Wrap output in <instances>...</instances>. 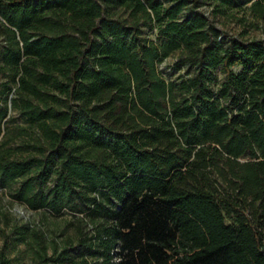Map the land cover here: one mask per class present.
Masks as SVG:
<instances>
[{
    "label": "trees",
    "instance_id": "1",
    "mask_svg": "<svg viewBox=\"0 0 264 264\" xmlns=\"http://www.w3.org/2000/svg\"><path fill=\"white\" fill-rule=\"evenodd\" d=\"M241 7L264 29V0H0V186L70 214L62 245L15 220L0 264H264V37L216 19Z\"/></svg>",
    "mask_w": 264,
    "mask_h": 264
},
{
    "label": "rangeland",
    "instance_id": "2",
    "mask_svg": "<svg viewBox=\"0 0 264 264\" xmlns=\"http://www.w3.org/2000/svg\"><path fill=\"white\" fill-rule=\"evenodd\" d=\"M202 8L205 9L206 13L210 14L211 7L209 4H203ZM240 17H242L241 20ZM216 19L219 27L224 32L238 33L240 31L247 30L246 35L250 34L264 37V29L260 28V26H251L250 21L252 17L247 14L246 10H244L242 7L238 8L235 11L234 15L223 14L221 16H218ZM176 60L177 54H172L162 59L158 63L160 71L168 79L175 78L177 74L188 69L187 66H176ZM217 73L218 79H221L223 77V73L221 72V70L218 69ZM15 124L16 123H14L13 125ZM69 216L70 214L68 212H64L62 216L54 217L50 215V213L46 211V209H32L23 201L14 198L9 192L8 188L0 186V246L3 245L5 240L4 233L11 232L12 224L17 219H19L20 221L29 222L32 225H37L40 228L47 229L49 241L53 243L54 240H57L60 245H62L64 243L63 240L66 233H63L59 228H53L52 221L58 219L63 222L66 219H69ZM45 217H48V219H45ZM47 221L49 222L48 226L50 227V229L45 226ZM69 230H71V228H69ZM11 240L12 238H9L10 242ZM17 248L23 250L22 254L20 253V256L17 257L18 263L33 264L32 258L29 254V247L21 243L17 245ZM11 253L12 255H15L17 252L12 251Z\"/></svg>",
    "mask_w": 264,
    "mask_h": 264
}]
</instances>
